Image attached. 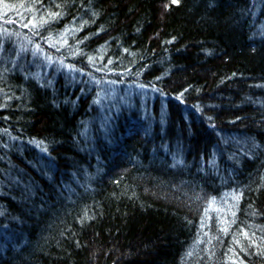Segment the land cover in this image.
<instances>
[{
    "label": "trees",
    "instance_id": "1",
    "mask_svg": "<svg viewBox=\"0 0 264 264\" xmlns=\"http://www.w3.org/2000/svg\"><path fill=\"white\" fill-rule=\"evenodd\" d=\"M0 264H264V0H0Z\"/></svg>",
    "mask_w": 264,
    "mask_h": 264
},
{
    "label": "snow or ice",
    "instance_id": "2",
    "mask_svg": "<svg viewBox=\"0 0 264 264\" xmlns=\"http://www.w3.org/2000/svg\"><path fill=\"white\" fill-rule=\"evenodd\" d=\"M174 3H178V0H173Z\"/></svg>",
    "mask_w": 264,
    "mask_h": 264
}]
</instances>
